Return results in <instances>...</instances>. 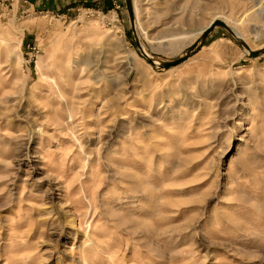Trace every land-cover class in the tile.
Instances as JSON below:
<instances>
[{"label":"rangeland","instance_id":"rangeland-1","mask_svg":"<svg viewBox=\"0 0 264 264\" xmlns=\"http://www.w3.org/2000/svg\"><path fill=\"white\" fill-rule=\"evenodd\" d=\"M131 2L0 0V264H264V0Z\"/></svg>","mask_w":264,"mask_h":264},{"label":"crops","instance_id":"crops-1","mask_svg":"<svg viewBox=\"0 0 264 264\" xmlns=\"http://www.w3.org/2000/svg\"><path fill=\"white\" fill-rule=\"evenodd\" d=\"M106 0H24L27 11L69 13L83 6L101 7Z\"/></svg>","mask_w":264,"mask_h":264},{"label":"water","instance_id":"water-1","mask_svg":"<svg viewBox=\"0 0 264 264\" xmlns=\"http://www.w3.org/2000/svg\"><path fill=\"white\" fill-rule=\"evenodd\" d=\"M127 6H128L129 11H130L131 13H133V7H132V2H131V0H127ZM217 27H222V28H226V29L229 30L228 25H227L224 21H222V20H218V21H216V22L210 27V29L204 34V38H207V36H208L212 31H214V29H216ZM231 33H232V32H231ZM232 34H233V33H232ZM233 35H234V34H233ZM234 36H235V35H234ZM235 37H236V36H235ZM236 38H237V37H236ZM245 46H246V45H245ZM198 47H199V46H198V43L195 44V45H193V46H191L190 49L187 51V53H186V55H185L184 58H181V59H179V60H177V61H174V62H171V63H167V66H168V67H173V66H177V65L181 64V63L184 61L185 58H188L190 54H192V53H194L195 51H197ZM258 53H259L258 51H250V52H249V55H250L251 57H257ZM153 62H154V61H153Z\"/></svg>","mask_w":264,"mask_h":264},{"label":"bare ground","instance_id":"bare-ground-1","mask_svg":"<svg viewBox=\"0 0 264 264\" xmlns=\"http://www.w3.org/2000/svg\"><path fill=\"white\" fill-rule=\"evenodd\" d=\"M216 21H218V20H214L208 27H206V28H204V29H202L201 31H200V35L201 34H205L209 29H210V27L216 22ZM227 25H228V28H229V30L240 40V41H242L245 45H246V48H245V51H246V53L247 54H249V52L250 51H255V50H257V49H259V48H257V46L255 47V46H252V45H250V44H247L246 43V40L244 39V37H245V35L236 27V26H233V25H231L229 22H227V21H224ZM137 30V29H136ZM229 31V32H230ZM256 35H258L257 33H256ZM244 36V37H243ZM257 37V36H256ZM259 37V36H258ZM198 43V46L200 47L201 45H202V43H201V40L199 39L196 43H194V45L195 44H197ZM198 47V48H199ZM146 51V50H145ZM147 52V51H146ZM148 55V54H147ZM150 58L152 57V56H150V55H148ZM100 64V63H99ZM155 64H160L159 62H156L155 61ZM101 69V68H100ZM84 70V69H83ZM61 72V71H60ZM63 73V72H62ZM75 73V72H74ZM68 76H70V75H68ZM49 78V77H48ZM56 82V81H55ZM54 82V83H55ZM65 82V81H64ZM67 84H68V86H70L71 84H73V82L71 81H69V82H67ZM67 84H65V85H67ZM52 85H53V83H52ZM54 86V85H53ZM72 86V85H71ZM56 87V86H55ZM58 88V87H57ZM58 90V89H57ZM57 93V92H56ZM77 97V96H76ZM2 102V101H1ZM67 103V102H66Z\"/></svg>","mask_w":264,"mask_h":264}]
</instances>
